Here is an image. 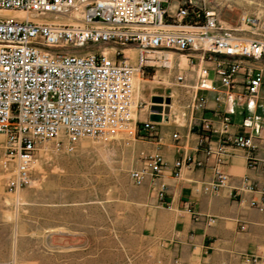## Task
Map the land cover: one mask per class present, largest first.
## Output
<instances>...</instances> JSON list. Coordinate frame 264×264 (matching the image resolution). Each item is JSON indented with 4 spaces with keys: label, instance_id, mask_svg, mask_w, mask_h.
Segmentation results:
<instances>
[{
    "label": "built area",
    "instance_id": "1",
    "mask_svg": "<svg viewBox=\"0 0 264 264\" xmlns=\"http://www.w3.org/2000/svg\"><path fill=\"white\" fill-rule=\"evenodd\" d=\"M172 1L0 0V145L5 165H13L7 181L11 193L33 184L31 172L40 143L61 134L77 141L125 130L133 121L136 77L144 80L148 71L162 68L173 74V85L187 88L185 73L177 68L174 56L186 58L190 66L194 65L190 52L199 53L201 60L224 57L216 61L215 70L229 102L251 100L264 89V75L249 72L243 92L235 90L243 62L264 59V18L242 16V26L252 34L244 38L226 32L215 8L205 2L179 0L175 10H170ZM8 11L29 17L1 13ZM176 69L177 74L173 73ZM208 76L209 70L200 69L198 82L188 88L193 94L188 105L192 112L206 109V98L199 92L212 89ZM140 108L137 103L135 112ZM219 117L223 137L240 149H254L252 137H229L231 119ZM134 126L141 139H156L157 123H139L136 118ZM201 127L199 143L204 146L215 129L206 120ZM143 159L142 168L129 173L138 188L148 180L157 181L165 167L159 153ZM247 159L250 168L256 167L251 153ZM204 166L193 157L183 158L174 164V176L179 178L183 168ZM213 172L215 179L204 192L216 194L230 177L219 164ZM243 190L264 196V187L257 189L248 179ZM167 192L164 184L155 188L163 205ZM249 206L264 212V201L253 200ZM215 222V218L209 219V224ZM241 230H246L245 225ZM249 261L259 264L257 258Z\"/></svg>",
    "mask_w": 264,
    "mask_h": 264
},
{
    "label": "rangeland",
    "instance_id": "2",
    "mask_svg": "<svg viewBox=\"0 0 264 264\" xmlns=\"http://www.w3.org/2000/svg\"><path fill=\"white\" fill-rule=\"evenodd\" d=\"M195 1L214 7L224 30L244 38L252 34L242 16L264 18V0ZM147 73L142 120L155 97L171 96L172 118L180 120L191 92L174 86L166 69ZM185 77L193 85V77ZM124 131L77 141L61 134L40 143L33 184L17 193L7 189L13 165H5L0 145V264H179L148 227L147 196L129 178L142 168L150 142L136 126L132 136Z\"/></svg>",
    "mask_w": 264,
    "mask_h": 264
},
{
    "label": "crops",
    "instance_id": "3",
    "mask_svg": "<svg viewBox=\"0 0 264 264\" xmlns=\"http://www.w3.org/2000/svg\"><path fill=\"white\" fill-rule=\"evenodd\" d=\"M170 10H173V6H170ZM189 56L194 58V65L190 66L187 62L185 67L183 58L174 56L177 68L193 77V85L198 82L200 69L209 70L208 81L212 89L199 92L206 98V109L192 112L188 105L193 100V94L188 88L193 85L187 83L185 89L191 92L188 111L180 120H174L171 96L169 114L163 116L162 122H155L156 139L149 143L147 155L161 154L165 167L157 181L148 180L140 187L147 196L150 214L148 227L156 232L172 259L179 264H252L250 258H257L259 264H264V212L249 206L253 200L262 203L264 196L259 192L243 190L245 179L257 189L264 187V89L251 100L229 102L224 97L225 89L215 70L216 61L224 57L212 56V60H201L196 52H190ZM249 72L264 75V59L243 62V70L235 79L237 93L243 92L245 76ZM168 77H173V74ZM219 95L223 97L217 102ZM142 99L138 103L141 104ZM142 111L136 112L137 121H151V111L145 115L146 120H142ZM219 115L231 119L229 137H252V151L236 147L228 137L220 134ZM248 118L251 120L248 121ZM204 120L210 122L215 130L209 141L200 146ZM175 134L178 135L177 139L173 137ZM207 150L210 154H207ZM250 153L257 161L254 168L248 166ZM187 157L202 161L205 166L192 170L183 168L181 176L176 178L174 164ZM218 164L230 177L229 183L216 194L206 193L204 187L215 179L213 168ZM159 184L167 187L165 205L158 201L155 193ZM210 218L216 219L215 224H209ZM243 225L245 231L241 230Z\"/></svg>",
    "mask_w": 264,
    "mask_h": 264
},
{
    "label": "bare ground",
    "instance_id": "4",
    "mask_svg": "<svg viewBox=\"0 0 264 264\" xmlns=\"http://www.w3.org/2000/svg\"><path fill=\"white\" fill-rule=\"evenodd\" d=\"M2 14L4 15H12V16H16V17H20V18H26V17H29L27 14H24V13H14V12H1ZM184 61V67L187 65V59L186 58H183L182 62ZM156 78V77H155ZM154 78V79H155ZM146 84L147 82L146 81H142L140 79V77H136L135 78V81H134V88H133V91H134V112H133V115H132V118H133V121L131 123L128 124V126L126 127L123 135H127V136H132V134L134 133V120H136V112H135V109H136V105H137V100L140 99L142 96V89L146 87ZM156 84V82H152V85ZM158 84V83H157ZM168 84V81L165 82V85ZM163 107H165L163 105ZM173 112V111H171ZM121 132V131H120ZM119 132V133H120ZM118 134V133H117ZM122 135V133H121ZM117 136V135H116ZM120 136V135H118ZM111 137V136H110ZM113 138V137H112ZM3 142V138L0 137V144ZM87 144V143H85ZM84 144V145H85Z\"/></svg>",
    "mask_w": 264,
    "mask_h": 264
},
{
    "label": "water",
    "instance_id": "5",
    "mask_svg": "<svg viewBox=\"0 0 264 264\" xmlns=\"http://www.w3.org/2000/svg\"><path fill=\"white\" fill-rule=\"evenodd\" d=\"M163 102L166 104L165 107L161 106ZM171 98L162 99L160 97H155L153 99V105L150 108L151 116L150 120L152 122H161L163 120V115H168L170 112Z\"/></svg>",
    "mask_w": 264,
    "mask_h": 264
}]
</instances>
